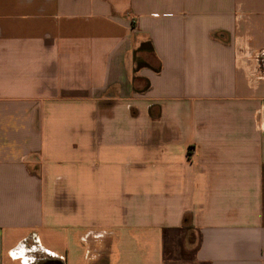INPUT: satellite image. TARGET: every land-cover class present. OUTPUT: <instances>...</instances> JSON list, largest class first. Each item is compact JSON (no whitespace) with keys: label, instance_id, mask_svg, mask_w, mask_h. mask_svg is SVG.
<instances>
[{"label":"crops","instance_id":"0c3cea01","mask_svg":"<svg viewBox=\"0 0 264 264\" xmlns=\"http://www.w3.org/2000/svg\"><path fill=\"white\" fill-rule=\"evenodd\" d=\"M40 261L264 264V0H0V264Z\"/></svg>","mask_w":264,"mask_h":264},{"label":"flooded vegetation","instance_id":"af4514ba","mask_svg":"<svg viewBox=\"0 0 264 264\" xmlns=\"http://www.w3.org/2000/svg\"><path fill=\"white\" fill-rule=\"evenodd\" d=\"M35 264H60L59 262H56V261H46V262H38V263H35Z\"/></svg>","mask_w":264,"mask_h":264},{"label":"trees","instance_id":"16d2710c","mask_svg":"<svg viewBox=\"0 0 264 264\" xmlns=\"http://www.w3.org/2000/svg\"><path fill=\"white\" fill-rule=\"evenodd\" d=\"M149 49H150V50L152 49L150 45H149ZM138 68H139V67H138Z\"/></svg>","mask_w":264,"mask_h":264}]
</instances>
